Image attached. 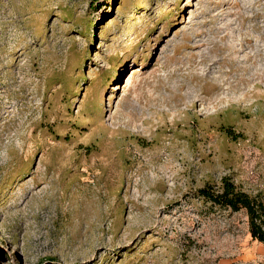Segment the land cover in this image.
Returning a JSON list of instances; mask_svg holds the SVG:
<instances>
[{"label": "rangeland", "instance_id": "1", "mask_svg": "<svg viewBox=\"0 0 264 264\" xmlns=\"http://www.w3.org/2000/svg\"><path fill=\"white\" fill-rule=\"evenodd\" d=\"M264 0H0V264H264Z\"/></svg>", "mask_w": 264, "mask_h": 264}, {"label": "trees", "instance_id": "2", "mask_svg": "<svg viewBox=\"0 0 264 264\" xmlns=\"http://www.w3.org/2000/svg\"><path fill=\"white\" fill-rule=\"evenodd\" d=\"M196 195L212 207L231 212L243 210L251 239L264 245V205L256 198L238 189L227 177L221 178L217 188L205 185L196 191Z\"/></svg>", "mask_w": 264, "mask_h": 264}]
</instances>
